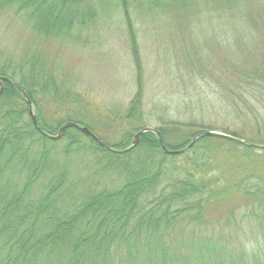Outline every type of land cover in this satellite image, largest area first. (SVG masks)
I'll list each match as a JSON object with an SVG mask.
<instances>
[{
    "label": "trees",
    "instance_id": "16d2710c",
    "mask_svg": "<svg viewBox=\"0 0 264 264\" xmlns=\"http://www.w3.org/2000/svg\"><path fill=\"white\" fill-rule=\"evenodd\" d=\"M207 1L0 0V11L25 14L39 39L89 44L92 36L81 32L119 20L136 84L124 110L103 120L43 54L0 63V77L15 83L4 81L0 95V264H264V0ZM205 3L219 18L230 14L216 24L205 15L212 38L217 31L232 36L228 42L203 37L196 21ZM164 17V34L178 37L172 70L213 88L218 101L207 103L240 128L203 122L202 99L184 105L187 121L183 107L147 99L137 22ZM20 89L41 130L57 134L78 123L107 147L74 127L49 139ZM153 123L170 150L208 131L253 145L202 135L169 154L150 131L132 150H112Z\"/></svg>",
    "mask_w": 264,
    "mask_h": 264
},
{
    "label": "rangeland",
    "instance_id": "374dc122",
    "mask_svg": "<svg viewBox=\"0 0 264 264\" xmlns=\"http://www.w3.org/2000/svg\"><path fill=\"white\" fill-rule=\"evenodd\" d=\"M209 2L210 0L207 1V3ZM207 3L200 7L199 15L201 17L196 21L201 24L199 27L206 28L203 37L214 46L219 40L228 42L232 39L229 34L227 36L216 31V36L212 38L207 28L209 20L206 16L209 15V18H212V24H216L220 21H227L230 14L225 13L219 18L216 15L217 12L212 11ZM242 12L248 14V9L244 8ZM243 19L246 17L244 16ZM168 21L170 24L174 23L171 20ZM257 21L262 22L261 19H257ZM137 27L147 68L148 100H153L155 104L164 101L167 104H174L175 107H183L181 112H187V115L182 114L183 119L181 120L187 121L190 110L185 106L202 99L205 106H208L206 113L202 115L205 117L203 122H215L218 125H228L234 122L233 127L240 128L242 126L241 121L235 120L223 110L219 112L213 110L210 103H207L205 99H211L212 103L218 101L213 93V88L203 84L193 86L190 80L188 81L181 75V71L175 70V66L172 70L174 55L178 48L176 45L178 37L172 35L168 38L164 34L165 17L162 20L139 19ZM123 29V23L111 18L108 23L100 21L92 25L90 29L81 32L82 35L86 33L88 37L92 36L89 44H85L83 41L72 42L69 39L45 40L38 38L30 23L27 22L25 14L16 15L10 10H1L0 63L6 60L16 63L27 55L43 54L47 63L57 69V73L68 81V85L74 86L92 104L99 107L103 120H106V117L112 116L110 114L113 112L119 109L124 110L136 90L128 38ZM252 38H258V35H254ZM155 123L151 126L158 125ZM101 129L99 127L98 132L105 135L104 130Z\"/></svg>",
    "mask_w": 264,
    "mask_h": 264
},
{
    "label": "water",
    "instance_id": "95a60500",
    "mask_svg": "<svg viewBox=\"0 0 264 264\" xmlns=\"http://www.w3.org/2000/svg\"><path fill=\"white\" fill-rule=\"evenodd\" d=\"M3 80L10 83V84H14L9 78L7 77H3V78H0V95L2 94L3 92V89H4V85H3ZM21 90V89H20ZM22 94L25 96L26 98V101L29 103L30 105V108H29V115L31 116L35 126L46 136L48 137L49 139L51 140H58L62 137V135L65 133V131L70 128V127H74L76 129H78L79 131L83 132L84 134L92 137L93 139H95L96 141H98L102 146H106L103 141L100 140V138L98 136H96L88 127L84 126V125H80L78 123H74V122H67L65 123L63 126L60 127L59 131L57 134H49L47 132H44L43 130H41L37 124V121H36V117H35V112H34V106L31 102V100L28 98L27 94L25 91L21 90ZM154 132L156 133V135L159 137V141L162 145V148L163 150L166 152V153H169V154H178V153H182L184 151H187L190 147H192L195 142L202 136V135H212V134H215V135H220V136H223V137H227L229 139H232L233 141H236V142H239V143H243V144H247V145H253L252 143L246 141L245 139H242V138H236V137H232L230 135H226V134H223V133H220V132H212V131H208V132H204V133H201L197 136H195L191 142L188 144L187 147H185L184 149H181V150H170L169 148H167V146L164 144L162 138H161V132L155 128V127H151V126H148V127H145L143 129H141L140 131H138L135 136H134V139L132 141V144L125 148V149H122V150H116V149H112L114 150L115 152H119V153H125V152H128L130 150H132L133 148H135L139 142H140V139H141V136L142 134L146 133V132ZM107 147V146H106Z\"/></svg>",
    "mask_w": 264,
    "mask_h": 264
}]
</instances>
